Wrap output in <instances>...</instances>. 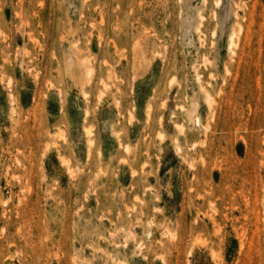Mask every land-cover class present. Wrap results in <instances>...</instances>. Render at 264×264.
<instances>
[{"label": "rangeland", "instance_id": "obj_1", "mask_svg": "<svg viewBox=\"0 0 264 264\" xmlns=\"http://www.w3.org/2000/svg\"><path fill=\"white\" fill-rule=\"evenodd\" d=\"M0 264H264V0H0Z\"/></svg>", "mask_w": 264, "mask_h": 264}, {"label": "bare ground", "instance_id": "obj_2", "mask_svg": "<svg viewBox=\"0 0 264 264\" xmlns=\"http://www.w3.org/2000/svg\"><path fill=\"white\" fill-rule=\"evenodd\" d=\"M229 43H230V46L234 43V42H233V37H232V36L230 37V42H229ZM74 57L76 58L77 56H74ZM79 59H80V58H79ZM79 59L77 58L78 62L80 61ZM73 61H74V60H73ZM74 62L76 63V61H74ZM80 65H81V63H80ZM79 67H80V66H79ZM83 67H84V66H83ZM199 78H200V77H199ZM201 87H202V86H201ZM202 88H203V87H202ZM203 89H204V88H203ZM201 90H202V89H201ZM207 92H208V91H207ZM203 94H205V93H203ZM205 96H206V95H205ZM208 96H209V94H208ZM208 96H207V97H208ZM207 97L204 98V99H205V102L208 101V100L206 99ZM209 97H210V96H209ZM206 100H207V101H206ZM209 100H210V99H209ZM210 101H211V100H210ZM210 101H209V102H210ZM194 112H195V110H194V111H193V110H190V113H194ZM185 113H186V112H185ZM187 115H188V114H187ZM197 115H198V114H197ZM193 116H194V115H193ZM195 116H196V115H195ZM204 124H205V123H204ZM179 130H181V129H179Z\"/></svg>", "mask_w": 264, "mask_h": 264}]
</instances>
